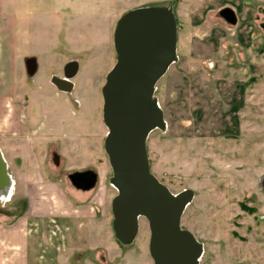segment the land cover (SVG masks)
<instances>
[{
    "label": "rangeland",
    "instance_id": "obj_1",
    "mask_svg": "<svg viewBox=\"0 0 264 264\" xmlns=\"http://www.w3.org/2000/svg\"><path fill=\"white\" fill-rule=\"evenodd\" d=\"M109 2L116 6L111 14L115 19L136 7L173 5L178 60L155 90L167 127L150 133L147 149L151 171L170 190L194 191L181 224L203 243L200 264H264V0L97 1L102 26ZM65 3L0 0V45L7 48L9 59L22 56V38L33 43L38 32L35 14L49 11L53 17L52 11H63ZM80 6L85 10L84 4ZM224 7L235 12V24L221 16ZM90 22L83 24L91 26ZM65 46L56 50L62 58L70 54ZM115 61V55L105 60L98 75L75 78L85 96L78 109L87 131L78 141L56 139L47 145L41 161L43 176L33 179L42 182L41 187H33L37 191L24 192L30 161L19 156L23 145L4 150L16 184L11 199L0 200V250H6L5 238L14 229L30 237V264H153L145 217H140L139 232L130 244L118 241L113 231L111 202L117 189L110 182L112 168L104 149L108 128L103 121V95L99 92L98 97L91 86L93 81L104 85L105 73ZM4 71L10 80L13 66L5 65ZM62 109L69 118L70 110ZM53 150L60 156L59 164L53 161ZM76 170L98 174L96 185L82 191L81 202L93 208L80 224L54 206L64 198L75 202L80 189L68 175ZM61 210L66 211L64 202ZM15 214L21 219L19 228L5 227ZM80 229L88 232L83 240L78 239Z\"/></svg>",
    "mask_w": 264,
    "mask_h": 264
},
{
    "label": "water",
    "instance_id": "obj_2",
    "mask_svg": "<svg viewBox=\"0 0 264 264\" xmlns=\"http://www.w3.org/2000/svg\"><path fill=\"white\" fill-rule=\"evenodd\" d=\"M220 14L231 24L237 22L230 7ZM177 41L173 5L141 6L123 13L114 31L117 60L102 87L103 121L108 128L104 149L112 168L110 182L117 189L111 202L113 231L118 241L130 244L139 232L140 217H145L153 264H200L204 251L203 243L181 224L194 191L170 190L151 171L147 149L150 133L167 127L155 90L178 60ZM26 61L32 75L33 59ZM11 177L0 148V193ZM71 178L77 187L87 190L96 185L98 174L77 171Z\"/></svg>",
    "mask_w": 264,
    "mask_h": 264
},
{
    "label": "crops",
    "instance_id": "obj_3",
    "mask_svg": "<svg viewBox=\"0 0 264 264\" xmlns=\"http://www.w3.org/2000/svg\"><path fill=\"white\" fill-rule=\"evenodd\" d=\"M65 1L67 4L65 3L63 11L53 10V17L48 13L49 11L35 14L38 20V32L34 34L32 44L25 37L22 38V46L25 47L23 48L22 56L18 60H16L15 55L9 59V54L6 52L7 48L0 45V148L8 163V168H11L4 150L23 145V152L19 156L30 161L25 169L26 182L24 192L28 193L38 190L33 188L34 186H42V182H34L33 179L34 176H43L41 161L45 158V153H47V150H45L47 145L52 140L56 141V139H61V142L66 140L72 142V138H75V141H78L84 136V131H87V123L83 119V113L78 109L83 106L85 100L84 93L81 90L82 87H78V90L75 89L73 92L76 95L75 98L80 102L77 105L73 101V94L59 91L50 81L51 75L58 73V68L67 59L66 57L62 58L56 51L59 46L58 36L60 31H62V27L66 25L64 27L66 40L75 49H99L106 45L111 34L108 17L113 12L110 5L106 7V12H103L104 15L102 17L104 19L102 20H107H105V26H102L103 22H100L101 17L99 15L100 5L97 1ZM102 1L106 2V0ZM83 4L85 5V10L83 8L79 9L80 5ZM84 20L91 21V26L83 24ZM28 44L31 47H26ZM95 56V53L93 56H87V61L82 65L83 69L79 75H91V71H94V69L92 66L90 67V62L94 61L93 58ZM34 57L38 59L39 69L35 76L30 78L26 71V59H34ZM18 64L19 67H16ZM5 65L13 66L14 73L10 80L4 76L6 73L4 71ZM75 81L77 83V80ZM100 86L97 81H93L91 86V90L96 92L98 97H100ZM63 107L70 110L69 118L64 115ZM18 154L19 152L16 149V156ZM103 171H107V166H104ZM11 176L16 184L12 173ZM47 182L53 183L54 180ZM82 191L83 189L74 194L75 202L67 198L68 203L64 198L65 201L61 199L59 200L60 202L58 201L54 205L59 214H69L76 224L83 223V216L87 215L88 218L90 209L93 208L90 203L81 202V199L85 196ZM62 202L65 204L66 211L64 212L61 210ZM13 217L14 221L11 224L6 223L5 227L13 228L16 226L19 228L20 217L18 215ZM15 221L18 223L15 224ZM0 224L2 225L3 222ZM10 231L12 232H9V235L5 238L7 241L6 250H0L2 259L0 264H30L28 259L32 252L30 237L18 234V231L16 232L14 229ZM87 234L88 232L80 229V233L77 234L79 235L78 239H85ZM66 238H70V241H72L73 237L68 235ZM11 245L12 250L8 249Z\"/></svg>",
    "mask_w": 264,
    "mask_h": 264
},
{
    "label": "flooded vegetation",
    "instance_id": "obj_4",
    "mask_svg": "<svg viewBox=\"0 0 264 264\" xmlns=\"http://www.w3.org/2000/svg\"><path fill=\"white\" fill-rule=\"evenodd\" d=\"M96 1H102V0H95ZM110 4L107 3V5L105 7H108ZM112 12L116 9V6H112ZM68 11V10H67ZM118 11V10H117ZM114 13V12H113ZM113 15H109L108 17V21L110 22L109 25V29L111 30V34L109 36L108 41L106 42V45L100 47L99 49H93V48H85V49H75V47L70 44L67 40L66 37H63V33L64 31V27H62V31H60V38H59V46L58 48L61 47H67L65 45H68L70 47V54L66 56V61L65 63L60 67V74L59 73H54L51 75L50 77V81L51 83L61 92H65L68 94H73V92L75 91V89H78V83H76V77L77 75H79V73H81L82 69H83V64L86 63L87 61V56H93L94 53L96 54V56L93 58L94 61L90 62V67L92 66V68L94 69V71H91V75H98V71L99 69H101V67L105 64V60H108L112 57H116L117 60V52L115 49V45H114V31H115V27L117 24L118 19L120 18V15L117 17V19H115V17H111ZM107 20V19H106ZM98 50V51H97ZM116 62V61H115ZM115 64V63H114ZM28 63L26 61V71L29 77H34L35 74L38 72L39 69V62L38 59L36 57H34L33 59V69L34 72L32 75H30L28 73ZM110 71V69L105 73V75L108 74V72ZM104 74V73H103ZM70 75V76H67ZM103 87V86H102ZM102 92V88L101 91ZM103 95V94H102ZM74 103H76L77 105L80 104L79 100L76 98H73ZM52 158L53 161L56 164H59V160H60V156L56 151H52ZM78 170L74 171L77 172ZM80 171V170H79ZM81 171H85V170H81ZM71 174L73 173H69L68 177L71 181V183L77 188L82 190V188L77 187L76 184L73 182V178H71ZM75 180L77 179L74 178Z\"/></svg>",
    "mask_w": 264,
    "mask_h": 264
},
{
    "label": "bare ground",
    "instance_id": "obj_5",
    "mask_svg": "<svg viewBox=\"0 0 264 264\" xmlns=\"http://www.w3.org/2000/svg\"><path fill=\"white\" fill-rule=\"evenodd\" d=\"M14 188H15V181L11 177L9 185L6 187L5 190H3L0 193V200L1 201H9L11 199L12 195H13Z\"/></svg>",
    "mask_w": 264,
    "mask_h": 264
}]
</instances>
